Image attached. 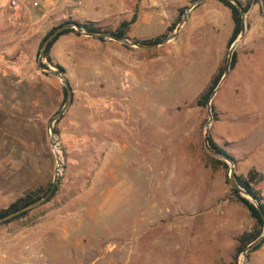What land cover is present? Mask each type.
I'll use <instances>...</instances> for the list:
<instances>
[{"label":"rangeland","instance_id":"obj_1","mask_svg":"<svg viewBox=\"0 0 264 264\" xmlns=\"http://www.w3.org/2000/svg\"><path fill=\"white\" fill-rule=\"evenodd\" d=\"M194 1L173 0L165 5L163 18L179 23ZM247 23L236 48L238 64L213 100L218 117L210 136L231 152L243 142L226 145L227 133L229 139L245 140L242 148L253 155L247 161L251 167L264 162L260 3L251 5ZM233 28L231 11L218 0H205L174 40L147 52L130 46V87H122L125 73L110 82L111 96L127 98V108L114 104V113L108 110L103 118L112 140L70 139L72 119L87 115L71 104L55 125L64 160L59 192L28 217L0 224V264H231L235 257L242 264L239 237L255 221L232 192L229 168L216 163L204 147L209 116L206 107L197 105L225 68ZM47 30L43 25L36 37L33 78L21 81L18 113L14 109L11 117L0 110V120H19L20 134V150L11 162L16 169L0 173L5 188L27 181L47 187L54 177L50 121L62 108L64 94L61 81L50 72L45 75L38 62L40 38ZM135 32L140 35L142 29ZM143 54L149 58L140 68ZM78 121L86 131L87 120ZM120 149L131 151L123 165L115 156ZM2 163L10 162L3 157ZM246 264H264V245L249 254Z\"/></svg>","mask_w":264,"mask_h":264},{"label":"crops","instance_id":"obj_2","mask_svg":"<svg viewBox=\"0 0 264 264\" xmlns=\"http://www.w3.org/2000/svg\"><path fill=\"white\" fill-rule=\"evenodd\" d=\"M33 1H38L39 6L33 4ZM172 2L173 0H24L22 15L16 14L9 7L0 8V110L7 111L11 117H13L14 109L18 113L20 84L24 79L33 78L34 47L36 37L43 25L48 30L40 41L52 28L66 21H74L82 25L92 22L101 31H114L123 22L136 17V21L128 32V38L136 41L153 40L165 35V30H169L174 24V22H166L163 18L165 5H172ZM137 28L142 29L140 35L135 32ZM157 29L163 30L153 34V31ZM30 44H33L32 52H29ZM152 49L141 51L147 52ZM132 51L112 40L101 41L99 38L73 32L62 35L53 45L50 57L54 64L65 69V76L73 91V107H81L87 111L84 119H72L76 121L73 122L75 131L69 135L70 139L83 142L91 136H96L101 140H112L108 132V121L103 120L104 116H101L98 110L106 107V103L113 99L110 84L112 77L129 72L127 69L131 66ZM148 58L146 54L141 56L140 68L147 64ZM110 111L114 113V106H111ZM78 120H87L86 131H81L84 124ZM119 120L122 118L120 117ZM0 122H2V125L0 124V173L12 172L17 167L11 165L13 154L20 150L19 120H15V123L14 120H0ZM227 135L226 145L243 142L234 149L242 156L238 157L234 151L231 152L226 146L216 143L233 157L236 168L241 169L238 175L246 176L252 169L263 175V180L257 185V189L264 197V162L262 164L256 161L255 165L250 167L247 161L253 155L246 153L242 148L247 145V142L229 139ZM115 153V156L121 158L117 161V165H123L127 162L125 157L130 155L131 151L120 149ZM109 155H111L110 151L106 153L105 158ZM3 157L10 163L1 164ZM36 188L30 186L28 181L21 184L17 182L14 186L7 188L0 183V210L16 201L26 191Z\"/></svg>","mask_w":264,"mask_h":264},{"label":"water","instance_id":"obj_3","mask_svg":"<svg viewBox=\"0 0 264 264\" xmlns=\"http://www.w3.org/2000/svg\"><path fill=\"white\" fill-rule=\"evenodd\" d=\"M204 1L205 0H196L193 3H191L190 6L186 7L184 9L182 18L180 19L175 30L171 34L167 35L164 39H162L161 41L154 43V44H144L142 42L132 40L130 38L117 37V36H114L110 31H99V32L88 31L87 29L84 28V25H82L78 22H74V21H70V22H67V23L61 25L49 37H47V39L43 42V44L40 48V52H39L38 62H39L40 68L43 71L50 72L53 76L57 77L61 81V83H62V85L65 88L66 93H67L62 108L55 114V116L50 121V142H51L52 149L54 150V153L56 156V161H57L55 171H54V177H53V180H52V183L50 185L49 190L47 191V193L42 198H40L39 200H37L34 203L29 204L26 207L21 208L20 210L12 213L10 215H7L5 217L0 218V224H3L5 222L11 220L14 217L21 215L24 212L34 210V209L42 206L43 204L47 203L48 200H50L52 198L53 194L55 193V191H56V189L59 186L60 181H61V177H62V173H63V169H64V160H63V155L61 152L59 140L56 137L57 134L55 133V125H56L57 121L62 118V116L67 112V110L71 106L72 100H73V91H72V88L69 84V81L66 78L65 74L63 73V71L61 69L57 68L56 66H54L53 64H51L46 58V50H47V47L50 44V42L53 41L55 39V37L57 35H59L61 32L68 30V29H74L80 35L91 37V38L112 40V41H115V42L123 44V45L131 46V47H137V48H141V49L157 48V47L163 46L166 43L174 40L178 36V34L181 31V29L183 28V26L186 24V22L190 16L191 11L197 5L203 3ZM228 1L231 2L233 5H235L237 10L239 11L240 18H241V32L238 35V37L236 38V40L233 42V44L230 46V49L228 52V57L226 60V65L224 68L223 76L207 100L206 108L208 111L209 118H208L206 126H205L203 142H204V147H205L206 151L211 156H213L216 159L223 160L224 162H226L228 164V166H229V180H230L232 186L237 190V192L239 193L240 196L246 198L247 200H249L250 202H252L254 204V206L256 207V209L258 210V212L262 218V221H263L262 233L252 243H250L242 252V258H243L242 264H246L251 251L264 240V211H263L259 201L253 195H251L239 183L235 160L231 156H228L225 153L220 152L217 149L213 148L212 145L210 144V128H211V125L214 121L213 100H214L215 96L217 95V93L219 92V90L221 89L225 80L227 79V77L231 73L234 53L236 52V48L239 45V43H241L242 40L244 39L246 32L248 30L247 12L244 10V6L241 3V1L240 0H228Z\"/></svg>","mask_w":264,"mask_h":264},{"label":"trees","instance_id":"obj_4","mask_svg":"<svg viewBox=\"0 0 264 264\" xmlns=\"http://www.w3.org/2000/svg\"><path fill=\"white\" fill-rule=\"evenodd\" d=\"M219 2H221L225 7H227L230 11H231V15H232V19L234 22V28H233V32L232 35L228 41V46H231L233 44V42L236 40V38L238 37V35L241 32V18H240V14L239 11L237 10L236 6L233 5L231 2H229L228 0H218ZM242 3V1H241ZM253 3H260L263 7H264V0H248L247 3L243 4L244 6V10L246 12L249 11L251 5ZM184 10L182 11L183 14ZM180 20V18L178 19V21ZM136 21V17H133L130 21H125L123 22L116 30L114 31H110L114 36L117 37H125L128 38V32L130 30L131 25ZM69 21H66L62 24H60L57 27L52 28L47 35L42 39L41 43H40V48L43 44V42L47 39V37H49L58 27H60L61 25L67 23ZM178 22H176L175 24H173L170 28H169V33H172L176 26H177ZM84 28L87 29L88 31H93V32H99L101 31L100 28H98L94 23L90 22L87 24H84ZM69 32H73L76 34H79L76 30L74 29H68L65 30L63 32H61L59 35H57L55 37V39L53 41L50 42V44L47 47L46 50V58L47 60L53 64L54 66H56L57 68L61 69L63 71V73L65 74V69L58 65V64H54V62L52 61L51 57H50V51L53 47V45L57 42V40L64 34L69 33ZM168 35L165 34L163 36H160L156 39L153 40H138L139 42H142L144 44H154L157 43L159 41H161L162 39H164L166 36ZM101 41H106L105 39H99ZM126 48H130V46L124 45ZM238 64V53L237 51L234 53L233 56V61H232V70H234L236 68ZM224 73V67H222L219 71V73L212 79L210 86L208 87L207 90H205L199 97V99L197 100V105L199 107H206V103L207 100L210 96V94L212 93V91L215 89V87L217 86V84L219 83V81L221 80L222 76ZM45 75L49 76L51 75L49 72H44ZM63 90V94H64V99H63V103L65 101L66 98V90L64 87H62ZM73 103V100H72ZM213 115H214V120H217V113L215 111V107L213 106ZM64 117V116H63ZM62 117V118H63ZM61 118V119H62ZM58 123V122H57ZM55 133L59 134L58 128L55 127ZM210 144L212 145L213 148L217 149L220 152L225 153L228 156H231L225 149H223L222 147H220L210 136ZM232 157V156H231ZM233 158V157H232ZM216 163H218L219 165L223 166L226 170L229 168L228 164L226 162H224L223 160H219L216 158H213ZM263 180V175L261 173H259L258 171H256L255 169L250 170L246 176L244 175H238V181L239 183L251 194L253 195L260 203L263 211H264V197L261 193V191L259 189H257V185ZM229 181V180H228ZM61 183V182H60ZM49 184L47 187H43V186H39L34 190H29L26 191L20 198H18L16 201H14L13 203H11L9 206H7L6 208H3L0 210V218L5 217L7 215H10L18 210H20L23 207L28 206L31 203L36 202L37 200H39L40 198H42L47 191L50 188ZM60 189V184L57 187L55 193L53 194L52 198L50 200H48V202H50L52 199H54L56 197V195L58 194ZM232 192L235 196V198L242 203L246 209L248 210L251 218L255 221V225L254 228L251 231H246L244 232L240 237H239V246L237 249L238 254H240L241 252H243V250L250 244L252 243L263 231V221L262 218L258 212V210L256 209V207L254 206V204L252 202H250L249 200H247L246 198L242 197L239 195V193L237 192V190L232 187ZM47 202V203H48ZM31 211H27L22 213L21 215H18L14 218H12L11 220L3 223L4 224H9L12 223L16 220H20L23 218H26L30 215ZM264 245V240L257 245L252 251L251 253L259 250L262 246ZM231 264H239L238 263V259L237 257L234 258V261Z\"/></svg>","mask_w":264,"mask_h":264},{"label":"built area","instance_id":"obj_5","mask_svg":"<svg viewBox=\"0 0 264 264\" xmlns=\"http://www.w3.org/2000/svg\"><path fill=\"white\" fill-rule=\"evenodd\" d=\"M32 1V0H31ZM24 0H0V8L9 7L16 14H20L23 8ZM33 4L38 5V1H33ZM122 87L124 90H127L130 87V81L128 74H125L122 81ZM127 98H123L121 101L113 98L108 103H106V107L100 108L98 113L101 116H104L105 113L111 109V106L114 104L120 105L123 109H126Z\"/></svg>","mask_w":264,"mask_h":264}]
</instances>
